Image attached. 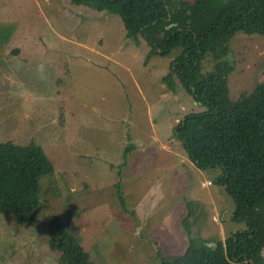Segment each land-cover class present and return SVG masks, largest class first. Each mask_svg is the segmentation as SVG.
<instances>
[{
  "label": "rangeland",
  "instance_id": "rangeland-1",
  "mask_svg": "<svg viewBox=\"0 0 264 264\" xmlns=\"http://www.w3.org/2000/svg\"><path fill=\"white\" fill-rule=\"evenodd\" d=\"M167 2L171 23L149 31L156 44L168 28L197 32L222 11L211 0ZM229 49L228 97L239 102L264 83V35L238 33ZM149 51L117 14L72 0H0V141H33L52 164L40 178L36 221L0 213V264H69L52 247L55 219L88 264L175 263L188 246V201L197 245L247 229L214 183L222 170L197 167L175 135L204 110L179 83L172 92L163 81L181 50L147 60ZM214 64L208 55L200 77ZM255 260L264 264V250Z\"/></svg>",
  "mask_w": 264,
  "mask_h": 264
},
{
  "label": "trees",
  "instance_id": "trees-1",
  "mask_svg": "<svg viewBox=\"0 0 264 264\" xmlns=\"http://www.w3.org/2000/svg\"><path fill=\"white\" fill-rule=\"evenodd\" d=\"M72 2L119 15L127 37L137 42L145 39L149 45L147 60L167 57L180 49L181 55L171 62L163 81L172 92L177 91L179 83L195 104L204 108L188 114L175 127V135L197 167L222 170L214 183L223 186L235 203L232 221L245 223L247 229L231 233L216 245H197L192 233L197 212L195 203L188 201L182 221L188 246L173 264H253L264 247V83L233 102L228 97L227 77L231 69L230 40L238 33L264 35V0H211L222 8L212 23L197 32L170 27L160 44L154 42L149 31L171 23L167 0ZM208 55L213 56L214 69L201 78V64ZM130 146L125 149V157ZM51 168L42 148L33 141H0V213L13 215L21 223L36 221L40 178ZM118 187L117 194L127 211L124 193ZM53 222L57 227L51 233L52 247L62 250L69 264H88L83 247L63 233L62 221Z\"/></svg>",
  "mask_w": 264,
  "mask_h": 264
},
{
  "label": "crops",
  "instance_id": "crops-1",
  "mask_svg": "<svg viewBox=\"0 0 264 264\" xmlns=\"http://www.w3.org/2000/svg\"><path fill=\"white\" fill-rule=\"evenodd\" d=\"M168 90H169V89H168ZM207 181H209V180H207ZM210 181H212V180H210ZM204 182H206V181H204ZM211 184H212V183H211ZM211 184H208V185H211ZM202 185H203V184H202ZM208 185H205V186H208ZM234 233H235V232H234ZM224 240H225V239H224ZM224 240H223V242H224ZM262 250H264V247H263ZM262 250H261V251H262ZM261 251H260V252H261ZM256 257H257V256H256ZM252 263H253V264H256V260L254 259V260L252 261Z\"/></svg>",
  "mask_w": 264,
  "mask_h": 264
},
{
  "label": "built area",
  "instance_id": "built-area-1",
  "mask_svg": "<svg viewBox=\"0 0 264 264\" xmlns=\"http://www.w3.org/2000/svg\"><path fill=\"white\" fill-rule=\"evenodd\" d=\"M212 183V181H206V182H203V185H208V184H211Z\"/></svg>",
  "mask_w": 264,
  "mask_h": 264
}]
</instances>
